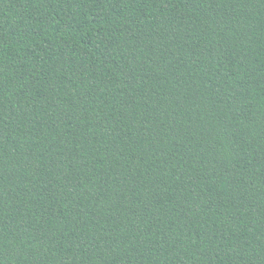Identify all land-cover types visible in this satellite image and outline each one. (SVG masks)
Here are the masks:
<instances>
[{
  "label": "trees",
  "instance_id": "16d2710c",
  "mask_svg": "<svg viewBox=\"0 0 264 264\" xmlns=\"http://www.w3.org/2000/svg\"><path fill=\"white\" fill-rule=\"evenodd\" d=\"M0 264H264V0H0Z\"/></svg>",
  "mask_w": 264,
  "mask_h": 264
}]
</instances>
